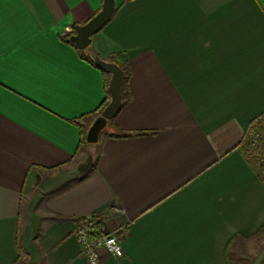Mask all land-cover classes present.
<instances>
[{
	"label": "crops",
	"instance_id": "crops-1",
	"mask_svg": "<svg viewBox=\"0 0 264 264\" xmlns=\"http://www.w3.org/2000/svg\"><path fill=\"white\" fill-rule=\"evenodd\" d=\"M101 5L0 0V264H88L90 216L123 227L98 264L262 262L264 182L238 146L264 114V0H115L90 47L127 64L108 133L128 136L93 162L109 74L67 39Z\"/></svg>",
	"mask_w": 264,
	"mask_h": 264
},
{
	"label": "water",
	"instance_id": "water-1",
	"mask_svg": "<svg viewBox=\"0 0 264 264\" xmlns=\"http://www.w3.org/2000/svg\"><path fill=\"white\" fill-rule=\"evenodd\" d=\"M115 8V0H102L100 9L84 24H76L69 40L79 50H85L90 60L103 71L109 74L107 92L109 100L95 119L86 134L88 142H94L99 130L106 120L111 119L119 110L122 102V83L124 71L112 60L101 58L91 47L90 38L98 32L110 19Z\"/></svg>",
	"mask_w": 264,
	"mask_h": 264
},
{
	"label": "built area",
	"instance_id": "built-area-1",
	"mask_svg": "<svg viewBox=\"0 0 264 264\" xmlns=\"http://www.w3.org/2000/svg\"><path fill=\"white\" fill-rule=\"evenodd\" d=\"M252 136L251 151L253 150L252 153L255 155V158H253L256 161L259 174L264 177V137H261L258 133ZM99 224L100 220L98 218L90 216L80 219L74 228V235L80 245L81 254L88 264H98L101 251L113 256H121L123 253L121 241L118 237V233L123 231V227L105 231L102 228H97Z\"/></svg>",
	"mask_w": 264,
	"mask_h": 264
},
{
	"label": "rangeland",
	"instance_id": "rangeland-1",
	"mask_svg": "<svg viewBox=\"0 0 264 264\" xmlns=\"http://www.w3.org/2000/svg\"><path fill=\"white\" fill-rule=\"evenodd\" d=\"M100 115V114H99ZM99 115L95 116L90 125L89 128L91 127V125L93 124V122L95 121V119H97V117H99ZM110 120V119H109ZM109 120H106L104 126L99 130L98 134H97V138L94 142H88V144L90 145V150H91V154H92V159L93 162H95L96 158H97V154H98V143L100 138L104 135V134H108V132L111 131V123L109 122ZM88 128V129H89ZM88 131V130H87ZM260 134L261 137H264V117L260 118L259 120H256L254 122H252L250 124V126L248 127V130L246 131L244 138L242 139V143H240L241 145L238 146L239 151L246 157L247 160H249L251 162L252 160V165L256 171V173L258 174V177L262 180V182H264V177H262L259 174V171L257 169V164L256 161L254 160L255 155H253V150L252 149V142H253V134ZM87 134V133H86ZM254 157V158H253ZM258 171V172H257ZM261 241H264V238H262ZM264 244V243H262ZM259 250H261V253L264 254V247L258 248V246H254L253 248V255H257ZM260 255V254H259ZM253 256V260H259L260 258H256ZM260 261L262 262H256L257 264H264V257H262L260 259ZM254 263V264H256ZM40 264V263H39ZM249 264V263H246Z\"/></svg>",
	"mask_w": 264,
	"mask_h": 264
},
{
	"label": "trees",
	"instance_id": "trees-1",
	"mask_svg": "<svg viewBox=\"0 0 264 264\" xmlns=\"http://www.w3.org/2000/svg\"><path fill=\"white\" fill-rule=\"evenodd\" d=\"M67 42L68 43H70V41L67 39ZM78 52H80V51H78ZM113 56H115V55H111L110 56V58H112ZM98 67V66H97ZM120 67L122 68V70L124 71V77H123V83H122V98H124V94H125V92H124V87H125V85H126V81H127V77H128V73H129V71H128V67H127V64L124 62V63H122V64H120ZM122 102H123V100H122ZM122 102H121V105H122ZM103 104H104V101H103V103H102V105L100 106V108H103ZM262 117H264V114H262V115H260L259 117H257L256 119H254V121H256V120H259L260 118H262ZM254 121H252V122H254ZM111 127H112V124H111ZM108 136H120V137H126V136H128V135H125V134H123V133H118V134H111V133H108ZM240 143H242V140H241V142ZM241 144H239V146H240ZM248 159V158H247ZM249 161V160H248ZM249 163L252 165V160H251V162L249 161ZM253 166V165H252ZM254 168V167H253ZM97 228L98 229H101V225L99 224L98 226H97Z\"/></svg>",
	"mask_w": 264,
	"mask_h": 264
}]
</instances>
